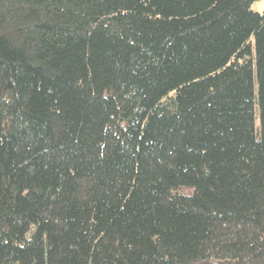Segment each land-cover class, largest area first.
Masks as SVG:
<instances>
[{"label":"trees","instance_id":"1","mask_svg":"<svg viewBox=\"0 0 264 264\" xmlns=\"http://www.w3.org/2000/svg\"><path fill=\"white\" fill-rule=\"evenodd\" d=\"M254 0H0V264H264Z\"/></svg>","mask_w":264,"mask_h":264},{"label":"rangeland","instance_id":"2","mask_svg":"<svg viewBox=\"0 0 264 264\" xmlns=\"http://www.w3.org/2000/svg\"><path fill=\"white\" fill-rule=\"evenodd\" d=\"M253 8L257 11H264V0H254L252 4Z\"/></svg>","mask_w":264,"mask_h":264}]
</instances>
